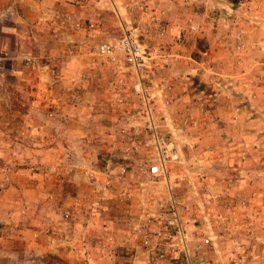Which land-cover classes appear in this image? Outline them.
I'll return each mask as SVG.
<instances>
[{"label":"rangeland","instance_id":"374dc122","mask_svg":"<svg viewBox=\"0 0 264 264\" xmlns=\"http://www.w3.org/2000/svg\"><path fill=\"white\" fill-rule=\"evenodd\" d=\"M125 32L144 96L94 51ZM172 209L187 255L139 240ZM0 264H264V0H0Z\"/></svg>","mask_w":264,"mask_h":264},{"label":"built area","instance_id":"2783aa9c","mask_svg":"<svg viewBox=\"0 0 264 264\" xmlns=\"http://www.w3.org/2000/svg\"><path fill=\"white\" fill-rule=\"evenodd\" d=\"M211 22L213 19H210ZM89 30L92 28V23L88 24ZM138 29L147 33L150 30V27L147 23H142L139 25ZM200 29V23L196 20H191L186 25L183 32H177L174 36V41L176 44L185 45L189 41V37ZM165 32L164 27L159 26L157 28L156 34L158 36H162ZM238 48V46L236 47ZM94 51L98 56H102L109 61L113 62V65L119 58L120 61L132 71L133 76L129 80V86L135 92L140 93L144 96L143 89V79L147 70V59L148 57L145 55L144 48L141 46L138 41V37L130 32H125L122 35L109 40H102L95 44ZM116 66L114 65V70ZM126 80L119 76L116 78L117 84H123ZM149 128H154L152 121L148 122ZM161 159L157 162L147 165L146 174L151 177H156L160 175L162 168L165 166L166 161L172 158L174 155H171V151H167V149L163 148L161 152ZM115 180L118 182H123L125 180V169L123 167L119 168L117 173L115 174ZM70 211L64 210L61 213V217L64 220L70 218ZM163 225L166 231H161L158 229H152L151 231L147 230L148 225H152L154 223H160ZM138 236L142 245L149 247L151 249H158L160 246L166 245L168 247L167 253H173L175 251L180 252L183 255H187L188 252V240L185 236L180 223L178 221V217L176 211L174 209L171 210L169 216L165 217L162 221L158 219H146L143 221L141 226H138ZM106 244H104L100 250L103 256L112 255L114 253L115 245L112 242V238L110 235L105 237ZM208 239L202 238L197 242V246L201 247L202 244L206 243ZM160 253H163L160 251Z\"/></svg>","mask_w":264,"mask_h":264},{"label":"crops","instance_id":"0c3cea01","mask_svg":"<svg viewBox=\"0 0 264 264\" xmlns=\"http://www.w3.org/2000/svg\"><path fill=\"white\" fill-rule=\"evenodd\" d=\"M44 128V135L46 136L45 137V140L47 139V137H48V131H47V127L46 126H44L43 127ZM32 136H34L33 134H31ZM55 140H57V138H55ZM234 192H236V190L235 191H232V194H234Z\"/></svg>","mask_w":264,"mask_h":264}]
</instances>
